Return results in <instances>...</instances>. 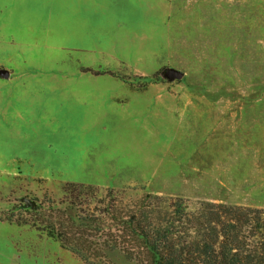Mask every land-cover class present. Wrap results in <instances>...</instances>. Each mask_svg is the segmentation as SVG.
<instances>
[{"label":"rangeland","instance_id":"obj_1","mask_svg":"<svg viewBox=\"0 0 264 264\" xmlns=\"http://www.w3.org/2000/svg\"><path fill=\"white\" fill-rule=\"evenodd\" d=\"M1 9L0 264L81 263L30 210L68 182L264 208V0Z\"/></svg>","mask_w":264,"mask_h":264},{"label":"trees","instance_id":"obj_2","mask_svg":"<svg viewBox=\"0 0 264 264\" xmlns=\"http://www.w3.org/2000/svg\"><path fill=\"white\" fill-rule=\"evenodd\" d=\"M30 206L33 225L80 264H264V208L68 182ZM91 206H94L91 208Z\"/></svg>","mask_w":264,"mask_h":264},{"label":"water","instance_id":"obj_3","mask_svg":"<svg viewBox=\"0 0 264 264\" xmlns=\"http://www.w3.org/2000/svg\"><path fill=\"white\" fill-rule=\"evenodd\" d=\"M11 72L8 69L0 68V76L4 78H9ZM185 73L179 69L176 68H170L167 71V76L171 79H182L184 77ZM36 205V202L32 201L31 206L34 207Z\"/></svg>","mask_w":264,"mask_h":264},{"label":"crops","instance_id":"obj_4","mask_svg":"<svg viewBox=\"0 0 264 264\" xmlns=\"http://www.w3.org/2000/svg\"><path fill=\"white\" fill-rule=\"evenodd\" d=\"M9 5H10V4H9ZM7 6H8V5H7ZM2 10H3V9H1L0 12H2ZM0 31H1V29H0Z\"/></svg>","mask_w":264,"mask_h":264}]
</instances>
